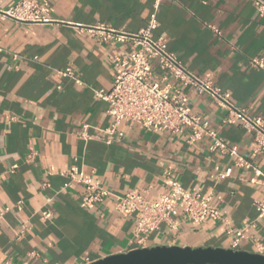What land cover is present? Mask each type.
Masks as SVG:
<instances>
[{
    "label": "crops",
    "instance_id": "1",
    "mask_svg": "<svg viewBox=\"0 0 264 264\" xmlns=\"http://www.w3.org/2000/svg\"><path fill=\"white\" fill-rule=\"evenodd\" d=\"M19 0H0L7 8ZM44 24L0 19V264H87L135 249L134 222L119 214L114 198L82 204L84 186L67 172L76 167L114 194L139 190L153 199L168 181L211 194L220 218L181 220L148 235L146 246L221 247L264 255V155L252 152L253 133L239 122L224 124L227 111L192 86V112L228 145L260 169L235 167V158L210 151L211 139L193 143L188 132L150 131L120 122L122 136L107 144L95 136L113 117L93 89H109L131 40L111 46L105 31L135 35L147 26L154 0H45ZM154 38L163 37L181 64L230 95L248 115L264 120V14L250 0H163ZM217 29L218 33L214 30ZM71 66L82 81L60 76ZM85 131L90 138L80 136ZM232 167L231 173L220 176ZM47 184V185H45ZM43 211L51 213L44 218ZM241 229L233 248L227 230Z\"/></svg>",
    "mask_w": 264,
    "mask_h": 264
},
{
    "label": "built area",
    "instance_id": "2",
    "mask_svg": "<svg viewBox=\"0 0 264 264\" xmlns=\"http://www.w3.org/2000/svg\"><path fill=\"white\" fill-rule=\"evenodd\" d=\"M162 1H153V11L147 26L137 34L127 35L114 31L101 34L102 41L111 46L126 40H131V45L124 56L114 55L117 70L110 88L93 89L94 98L105 101L106 113L113 117V122L108 127L99 129L95 136L107 144L111 143L122 136V132L118 130L120 122L137 123L150 131H168L172 134L187 131L189 143L207 136L211 139L210 151L229 154L235 158V167L250 169L257 177L262 176L259 168L238 153L237 146L228 145L208 126L206 120L192 112L187 94L178 84L192 86L199 93L207 94L220 108L226 110L227 115L222 120L224 124L239 122L247 131L253 133L252 152L256 155H264L263 118L248 115L244 108L234 105L228 92L187 70L177 55L168 49L163 37L152 36L151 31L157 26V10ZM250 1L264 14V0ZM47 8L48 2L45 0H19L10 7L0 8V19L44 24L52 21L47 16ZM214 30L218 33L217 29ZM249 65L262 70L264 59L253 57L249 60ZM56 72L62 77L71 78L75 83H82L71 66L57 69ZM80 136L90 138L85 131ZM215 169L220 176H226L231 173L232 167L223 171L218 167ZM67 175L71 181L84 186L81 202L87 207H93L108 197L114 198L116 211L133 219L136 248L147 247L148 235L161 224L177 230L181 220L201 224L220 218L219 208L212 203L211 194L202 195L187 190L175 180L168 181L169 190L150 199L139 190L114 194L76 167L70 168ZM254 205L258 217H263L264 202L255 201ZM42 215L49 218L51 213L43 211ZM227 233L234 236L232 247L235 248L243 237L242 230L229 229Z\"/></svg>",
    "mask_w": 264,
    "mask_h": 264
},
{
    "label": "water",
    "instance_id": "3",
    "mask_svg": "<svg viewBox=\"0 0 264 264\" xmlns=\"http://www.w3.org/2000/svg\"><path fill=\"white\" fill-rule=\"evenodd\" d=\"M87 264H264V255L211 246L155 245L111 254Z\"/></svg>",
    "mask_w": 264,
    "mask_h": 264
}]
</instances>
